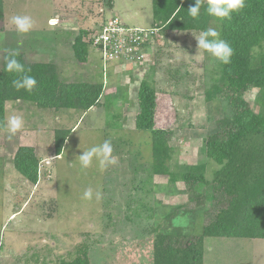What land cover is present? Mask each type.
I'll return each mask as SVG.
<instances>
[{
    "label": "rangeland",
    "instance_id": "1",
    "mask_svg": "<svg viewBox=\"0 0 264 264\" xmlns=\"http://www.w3.org/2000/svg\"><path fill=\"white\" fill-rule=\"evenodd\" d=\"M112 3L110 8L107 0H3L0 69L3 53L18 49L28 61L55 64L64 82L102 83L103 94L99 105L86 112L38 108L24 100L6 102L5 129L0 130V264L55 263L75 256L79 246L88 248L91 264H150L152 224L163 221L165 230L197 235L223 205L209 186L204 199L192 202L181 180L151 175L150 133L134 127L138 82L143 78L157 92L156 126L173 131L170 170L181 172L188 164L205 162L203 139L228 111L224 102L205 99L215 57L197 48L201 32L160 29L136 51L139 57L104 63L91 44L101 24L113 15L128 26L151 27L153 22L151 0ZM14 15L32 17L35 27L27 34L7 30ZM54 17L59 24L53 28L48 20ZM77 36L87 43L83 62L72 48ZM122 92L125 99L107 101V96ZM256 95V88L244 95L254 110ZM11 114L22 115L25 123L8 139ZM59 128L71 131L55 156ZM105 140L111 142L118 163L101 170L94 159L92 167L82 168L78 156ZM21 145L32 146L39 158L35 185L13 168ZM216 168L208 162V180ZM88 188L93 190L91 200L84 199ZM97 190L102 193L99 201ZM173 209L179 215L164 222ZM203 250V264H264V239L206 237Z\"/></svg>",
    "mask_w": 264,
    "mask_h": 264
},
{
    "label": "trees",
    "instance_id": "2",
    "mask_svg": "<svg viewBox=\"0 0 264 264\" xmlns=\"http://www.w3.org/2000/svg\"><path fill=\"white\" fill-rule=\"evenodd\" d=\"M112 2L107 0L110 8ZM194 4L195 0H151L152 26L176 32H202L214 28L234 50L230 63L225 64L215 57L210 70L211 83L205 90V99L224 102L228 111L216 120L215 131L203 139L206 161L188 164L181 172L170 170L173 149L169 139L173 131L156 126L157 92L153 84L143 78L138 82L134 127L150 133L151 175H166L171 182L181 180L186 191L191 193L192 202L204 199L209 186L220 196L223 205L202 225L197 235L165 230L163 221L152 224L150 264H203L206 237L264 239V0H245V7L232 12L230 19L208 14L206 2L201 6L199 16L193 19L188 7ZM2 21L3 0H0ZM2 29L0 25V31ZM72 48L78 61L86 60L87 43L80 36L75 37ZM8 52L3 53L1 59L0 130L5 129L7 101H30L38 108L55 111L74 109L86 112L99 105L102 83L64 82L55 64L28 61L21 51L17 59L31 69L27 74L36 79L37 85L32 92L16 90L12 81L18 78V74L6 71L5 67L4 57ZM251 88L257 89V110L244 98ZM125 95V92L115 93L112 97L107 96V101L111 104L118 98L125 99ZM70 131L66 128L55 130V156L61 154ZM210 161L217 168L208 180L206 169ZM38 163L39 158L32 146H18L13 156V168L33 185L38 181ZM178 215L173 209L163 220L169 222ZM75 253L69 259L42 264H91L86 246L77 247Z\"/></svg>",
    "mask_w": 264,
    "mask_h": 264
},
{
    "label": "clouds",
    "instance_id": "3",
    "mask_svg": "<svg viewBox=\"0 0 264 264\" xmlns=\"http://www.w3.org/2000/svg\"><path fill=\"white\" fill-rule=\"evenodd\" d=\"M207 3L208 14L220 19L231 18L232 12H239L245 7V0H195V4L188 7L189 15L195 19L199 16L200 8L202 4ZM179 11V9H177ZM35 20L28 15H14L9 18L7 30H15L20 34H27L35 27ZM50 27H55L59 24V19L54 17L48 20ZM68 27L67 24L64 25ZM3 33H0L2 36ZM211 37V39H209ZM197 48L203 49L210 53L214 57L218 58L221 62L227 64L230 63L231 57L234 54L233 48L230 44L220 38V33L214 29L209 28L202 31L198 37H196ZM19 50H11L4 57L6 61V71L14 72L18 74V78L13 79L12 86L16 90L24 89L28 92H32L37 81L34 77L27 73L31 71L30 68H26L17 57L19 56ZM24 119L20 114H11L6 121V129L8 132V139H12L24 127ZM81 167L84 169L92 167L93 160L98 161L101 170L107 169L111 165L118 163V158L113 155V146L110 141L105 140L102 144L93 146L87 151H83L78 156ZM93 198V190L88 188L84 191V199L91 200ZM95 198L97 201L102 199V193L100 191L95 192ZM186 224V220L184 221ZM179 226V225H178Z\"/></svg>",
    "mask_w": 264,
    "mask_h": 264
},
{
    "label": "built area",
    "instance_id": "4",
    "mask_svg": "<svg viewBox=\"0 0 264 264\" xmlns=\"http://www.w3.org/2000/svg\"><path fill=\"white\" fill-rule=\"evenodd\" d=\"M159 28L156 26H128L118 16H111L95 31L91 44L100 53L104 63L112 59L128 61L136 55V51L145 43H149ZM149 39V41H147Z\"/></svg>",
    "mask_w": 264,
    "mask_h": 264
},
{
    "label": "crops",
    "instance_id": "5",
    "mask_svg": "<svg viewBox=\"0 0 264 264\" xmlns=\"http://www.w3.org/2000/svg\"><path fill=\"white\" fill-rule=\"evenodd\" d=\"M151 26H152V24H151Z\"/></svg>",
    "mask_w": 264,
    "mask_h": 264
}]
</instances>
